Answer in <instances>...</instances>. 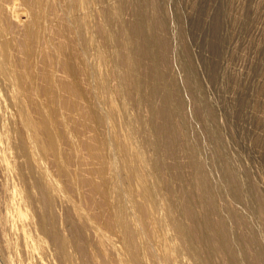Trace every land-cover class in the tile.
<instances>
[{"label":"rangeland","instance_id":"obj_1","mask_svg":"<svg viewBox=\"0 0 264 264\" xmlns=\"http://www.w3.org/2000/svg\"><path fill=\"white\" fill-rule=\"evenodd\" d=\"M143 17L155 63L134 53ZM188 206L201 232L224 218L235 256ZM208 260L264 264V0H0V264Z\"/></svg>","mask_w":264,"mask_h":264},{"label":"bare ground","instance_id":"obj_2","mask_svg":"<svg viewBox=\"0 0 264 264\" xmlns=\"http://www.w3.org/2000/svg\"><path fill=\"white\" fill-rule=\"evenodd\" d=\"M149 25L150 24H148V22L146 21V18L145 17H143L141 20H139L138 22H137V24L133 27V29H132V35H134V42H135V44H136V50H135V55H137V56H141V57H149L154 63L157 61V60H155V57H153V55H152V53H151V48H152V46H153V43H152V41L150 40V38L148 37V32L149 31H151V30H149V28H151V27H149ZM138 57H136V61L138 60L137 59ZM133 62V61H132ZM132 62L130 63V65L132 64ZM137 71V69H132L131 71H130V77H132L133 76V74H135V72ZM158 73V72H157ZM155 76V75H154ZM154 80H157L156 78L154 79ZM153 83V85H154V87L152 88V90H151V92H149L150 93V95H147L148 97L149 96H151V98H153L157 93H159L160 91H161V89H160V87H159V89L156 87V86H160V82H159V79H158V82H156V81H153L152 82ZM156 83V84H155ZM137 84H139V82L137 83ZM174 95H176V91L172 88V90H165V92L163 93V104H162V106L160 107V108H158V109H154V113H155V115L156 116H158L159 118H162L163 120H164V123L160 126V128L158 127L157 129H158V131L161 133V134H165L166 132H167V135L168 134H170V133H173V132H175L176 131V129H175V125L173 126V118L175 117V116H177V114L178 113H180L179 111H180V106H179V104H177V103H175V101H174ZM147 97V98H148ZM149 101V100H148ZM153 101V99H150V104H152L151 102ZM184 103H182L181 102V105H183ZM182 109V108H181ZM112 112H115V109H112ZM176 114V115H175ZM181 115V114H180ZM175 119H176V117H175ZM178 119V118H177ZM175 124V123H174ZM26 126H27V128H29V129H31L32 131H35L37 134H39V133H41V131H42V129H43V127H41V126H39L38 124H36L33 120H31V119H27L26 120ZM173 130H175V131H173ZM173 131V132H172ZM170 132V133H169ZM177 132V131H176ZM175 135V134H174ZM171 137V136H170ZM130 140H132L131 139V136H129L128 137V141L126 142V144H125V150L127 151V152H129L130 151V145L132 144L131 142H129ZM168 145L170 146V144L168 143ZM168 148V147H167ZM170 148H171V146H170ZM195 153V152H194ZM195 165H196V163H195ZM154 167L156 168V169H158L159 170V168H160V165H159V163L157 162V161H155L154 162ZM198 167V166H197ZM198 171H201V170H199V168H198ZM197 171V172H198ZM200 173V172H199ZM198 174V173H197ZM201 174V173H200ZM199 174V175H200ZM202 174H203V172H202ZM230 174V173H229ZM232 174V173H231ZM199 175H197V176H199ZM227 176H230V175H227ZM198 178V177H197ZM136 180H138L139 182V186H140V189L141 190H143V193H144V195H145V197H146V199L150 202V201H153V202H155V192H154V190H153V186L151 187V184L149 185L148 183H147V181H146V178H145V176L144 175H142L141 173H139L138 174V176H137V178H135ZM201 179V178H200ZM207 179V178H206ZM202 180V179H201ZM201 180H199V181H201ZM198 181V180H197ZM204 182H205V180H204ZM203 181L201 182V184H200V186L202 185V186H204L205 184H207V185H210V184H208V182H206L205 184H202V183H204ZM40 186V188H42L43 186L40 184L39 185ZM204 187H206V185L204 186ZM235 188H236V186H234ZM203 188V187H202ZM233 188V187H232ZM205 189V188H204ZM208 189V188H207ZM205 190V191H203V193H206V191H208V190ZM210 190H211V188H209ZM203 190V189H202ZM235 190V189H234ZM208 192H210V191H208ZM207 192V193H208ZM211 192H212V190H211ZM214 193V192H213ZM233 193V192H232ZM44 194L45 195H48L47 194V192L46 191H44ZM210 194V193H209ZM202 195H204L205 196V194H202ZM207 195V194H206ZM215 195L217 196V194H216V192H215ZM235 195H237V193L235 194ZM208 196V195H207ZM215 197V196H214ZM49 198H50V195H48V197L46 196L45 197V200L48 202V203H51V201L49 200ZM204 198V197H203ZM207 198V197H206ZM210 198H211V203H207V207H208V205L209 206H214L215 207V205L214 204H217L216 203V201L214 200L215 198H213V196L211 197L210 196ZM217 198V197H216ZM206 200V199H205ZM209 200V199H208ZM201 201H204V200H201ZM207 201V200H206ZM205 201V202H206ZM211 204V205H210ZM206 207V208H207ZM213 207V208H214ZM215 208H218V207H215ZM214 208V209H215ZM207 209H209V208H207ZM212 210V209H211ZM217 210V209H216ZM207 211H209L210 213H211V211L210 210H206V213L208 214L209 212H207ZM220 212V211H219ZM219 212H216V211H214V215L217 213V214H219ZM205 213V212H204ZM209 213V214H210ZM212 214V215H213ZM234 214V213H233ZM205 215V214H204ZM187 216L189 217V218H191V220H194L193 222H194V229H193V233H194V236L200 241V242H203V243H205V242H209L210 244H211V242H213V244H215V246H216V250H219V251H226V252H229L232 256H235V253H234V251H232V250H229L228 249V246H229V237L227 236V232H224V234L222 233H219L218 231H220L221 230V226H223L224 225V223H222L223 222V220H224V218H223V220H222V222L220 223L219 221V224H221V225H219L220 226V229L218 230L217 229V227L215 228L214 227V223H213V220L211 219V218H209V219H211L212 220V222L211 221H209L208 222V224L206 225V228H207V230H206V232H201V230L197 227L198 226V224H196L197 222H195V219H194V217H195V211L190 207V206H188V209H187ZM198 216V215H197ZM200 216V215H199ZM202 216H203V214H202ZM208 216V215H207ZM206 216V217H207ZM204 217V216H203ZM199 218V217H198ZM197 218V219H198ZM201 218V217H200ZM200 218L198 219V220H200ZM212 218H213V216H212ZM204 219V218H203ZM206 219V218H205ZM204 219V220H205ZM214 219V218H213ZM197 220V221H198ZM201 220H202V218H201ZM221 220V219H220ZM226 221V220H225ZM224 221V222H225ZM205 221H203V223H204ZM202 223V222H201ZM41 225L45 228V229H47V230H53L54 231V227L53 226H51V225H49V222L43 217L42 219H41ZM204 224H202V226H203ZM199 226H200V224H199ZM216 226V225H215ZM205 227V226H204ZM219 228V227H218ZM217 230V232H215L216 230ZM226 228L224 227L223 228V230H225ZM54 234V238H55V240L60 244V246H61V248H62V251H66V249H67V247H68V242H67V240L66 239H64V238H62V237H60L59 235H57L56 234V232H54L53 233ZM256 239V238H255ZM252 240H254V239H252ZM254 242V241H253ZM208 243V244H209ZM252 243V242H251ZM206 244V243H205ZM214 246V245H213ZM214 246V247H215ZM207 258H210V257H207ZM213 260V259H212ZM214 262V261H213ZM213 262H211V260H208V263L209 264H215V263H213ZM235 264V263H234Z\"/></svg>","mask_w":264,"mask_h":264}]
</instances>
